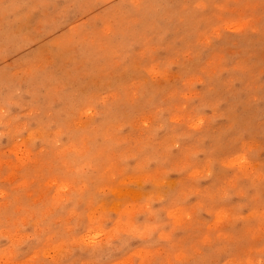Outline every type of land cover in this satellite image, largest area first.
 Instances as JSON below:
<instances>
[{
	"label": "rangeland",
	"instance_id": "1",
	"mask_svg": "<svg viewBox=\"0 0 264 264\" xmlns=\"http://www.w3.org/2000/svg\"><path fill=\"white\" fill-rule=\"evenodd\" d=\"M0 264H264V0H0Z\"/></svg>",
	"mask_w": 264,
	"mask_h": 264
}]
</instances>
